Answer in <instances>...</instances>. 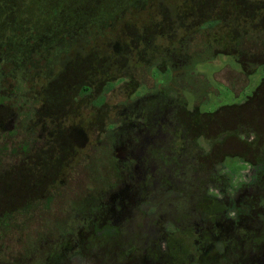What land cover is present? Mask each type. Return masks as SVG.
Returning a JSON list of instances; mask_svg holds the SVG:
<instances>
[{
    "label": "rangeland",
    "instance_id": "1",
    "mask_svg": "<svg viewBox=\"0 0 264 264\" xmlns=\"http://www.w3.org/2000/svg\"><path fill=\"white\" fill-rule=\"evenodd\" d=\"M27 1L0 0V264H264V161L229 157L264 135V0H225L216 29L197 0Z\"/></svg>",
    "mask_w": 264,
    "mask_h": 264
},
{
    "label": "trees",
    "instance_id": "2",
    "mask_svg": "<svg viewBox=\"0 0 264 264\" xmlns=\"http://www.w3.org/2000/svg\"><path fill=\"white\" fill-rule=\"evenodd\" d=\"M18 5H19L18 8L20 7L22 10L25 11V13H28L29 12L30 14L33 13L35 11V8H36V7L34 8V6L36 5L35 4V0L30 1V2L27 1L23 5L21 3H19ZM18 8H17V11L16 12L19 11ZM236 11H238V10H236ZM25 21L27 22L26 24H27V27H28L29 26L28 25L29 24L28 23V19H25ZM220 25H222V20L212 19V20H207L206 22H202V25L201 26H202V29L207 28V27H210V29L211 28L212 29L213 28L216 29L218 26L220 27ZM27 32H28V34H32L33 32H35V28H34V30L31 33L29 31H27ZM149 37L152 38V36H149ZM29 38L34 39V36L31 35ZM262 65H264V64H262ZM166 72H168V74H169L166 79L167 80L168 79L170 80L171 70L170 69H167ZM126 79H128V77H126V76H118V77H116V78H114L112 80L106 81V83L102 87V92L104 93V98L102 99V104L100 105V107L102 105H104V103L106 101L105 94L108 93V92H110V91H112L118 84L124 83V81ZM141 85L142 84H139L137 87H135L134 89H132V91L130 92L129 97H132L135 94H136V97L141 96L143 90H138L141 87ZM263 85H264V83H263ZM142 89H143V87H142ZM89 92H90V88H88V87H81L80 90L78 91V94H79L80 97H83L85 94H89ZM100 107H95V108H100ZM222 109H220L218 113L221 114L222 113ZM214 114L215 113L205 114V113H198L197 111H194V112H192L191 118H190L191 119V124L201 126V128H202V130H201L202 133H200L198 136H196L195 139L198 141V144H197L198 154L202 156L201 159H203V161L210 160L211 155L213 154L210 151L208 152L207 149L210 148V150L212 151L213 149L211 147H215L214 146V142H212L214 139L211 138L209 134H207L206 132H204V130L208 126V123H210V121L213 122V119H214L213 116H214ZM219 125H221V123ZM223 126L224 125H221L218 130H219V132H221V134H224L225 137L222 140H225L226 138H229L230 132L226 128H223ZM238 127L240 128V134H237V131H235L236 136L241 135L242 131L245 129L246 126L243 125V124H239ZM182 139H184V138H179V139H177V142H175L177 144L176 149H177V151H180V153L186 151V146H182L181 145L182 143L180 144V142H182ZM258 140H263V143H261L260 145H258L256 143ZM246 144H247V148L249 149V151L252 152V159H253V161H250V160L247 159L249 157V154L247 152H241V153L235 154L233 156H229V157L236 156V157H239V159L242 160V161H246V162L249 161V163L256 162V161H261V160L264 161V135L263 136H256L255 137V141H251L250 143L249 142H246ZM199 151H200V153H199ZM220 177H221V179L222 178L223 179H226L225 175L220 176ZM262 178H263V176L262 177L261 176L260 177H257V180L261 182V179ZM227 181H229V179ZM218 186L220 187L219 189L222 192H225L226 191L225 190V187L227 185L225 186L224 180H221V182L218 184ZM209 196L204 197L206 200H204L202 202V206H203V208H206V210H209L210 207L213 208L214 205L218 206L219 208L222 207V205H224V204H222L221 201L212 200L211 199V195H209ZM212 202L214 204H212ZM218 211H220V209Z\"/></svg>",
    "mask_w": 264,
    "mask_h": 264
},
{
    "label": "flooded vegetation",
    "instance_id": "3",
    "mask_svg": "<svg viewBox=\"0 0 264 264\" xmlns=\"http://www.w3.org/2000/svg\"><path fill=\"white\" fill-rule=\"evenodd\" d=\"M108 1L111 2L112 5H115L116 4L112 0H108ZM215 1H216V4H215V2L214 3H208L207 0H197L196 7H195V10L196 11L193 13L194 14L193 16H195V20H198L199 21V20H201L202 17H205L206 20H209V19H211V20L212 19L222 20V18L224 17L223 16L224 14H222V12L225 13V9H226V12H227L228 7L226 6L225 0H215ZM225 6L227 8H224ZM208 9H209L210 14H205V11H207ZM113 14H119V13L118 12H114ZM205 15L209 16V18H207ZM149 19H150V17H149ZM201 25H202V23L199 25V28L202 29V26ZM86 95H88V94H85L84 96H86ZM26 133H30V132L27 131ZM181 143L182 142H180V144ZM26 147H28V145L26 144V140H23L21 142V145L19 146V148H20V150H25ZM2 148H3L2 151H5L6 148L4 146ZM178 153H180V151H178ZM175 159L176 158H174V156L169 157L167 154L164 155L163 167L166 164L165 161H167V163H168V162L174 161ZM171 164L174 165V162H172ZM164 169H166V168L164 167ZM218 191L220 192V194L222 195V197L221 198H218L216 196L211 195V199L212 200H216V201H221L222 204H224V198H225L226 195L220 189H218ZM212 204H214V203L212 202ZM224 206L225 205H222V207H220V211H218L216 209H218L219 207L216 206V205H214L213 208H211V207L209 208V211L211 213V211L214 209L215 210V212H214L215 214H217L218 212L219 213H222L224 211ZM165 230L168 232V236H167L168 239L165 240V244L167 242L168 252L171 255L170 258H173L175 254L182 253V249L185 248L184 231L176 230L174 228L173 229L172 228L165 229ZM185 233H186V231H185ZM2 245L3 244H1V246ZM78 245H79L78 243H74L73 246H76V248H77ZM172 252H173V254H172Z\"/></svg>",
    "mask_w": 264,
    "mask_h": 264
}]
</instances>
